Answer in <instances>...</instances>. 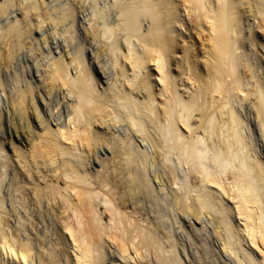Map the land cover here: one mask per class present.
I'll return each instance as SVG.
<instances>
[{
    "label": "bare ground",
    "instance_id": "6f19581e",
    "mask_svg": "<svg viewBox=\"0 0 264 264\" xmlns=\"http://www.w3.org/2000/svg\"><path fill=\"white\" fill-rule=\"evenodd\" d=\"M0 252L264 264V0H0Z\"/></svg>",
    "mask_w": 264,
    "mask_h": 264
},
{
    "label": "rangeland",
    "instance_id": "374dc122",
    "mask_svg": "<svg viewBox=\"0 0 264 264\" xmlns=\"http://www.w3.org/2000/svg\"><path fill=\"white\" fill-rule=\"evenodd\" d=\"M207 26V24H206ZM205 32L198 35L197 33H195V31L192 32V36H193V42L196 44V46L199 48H201V44L203 43V40L205 39ZM155 71V68H152ZM67 240V245L71 246V254L73 257V260L75 259L76 255L78 254V251L76 248H74V244L72 243L71 239L66 237ZM254 250L259 254L260 250L258 247L253 246ZM1 260H5L6 264H23V262L21 261V259H18L17 257H15L14 255H10L8 253H3L0 252V261ZM73 264H75V262H73Z\"/></svg>",
    "mask_w": 264,
    "mask_h": 264
}]
</instances>
